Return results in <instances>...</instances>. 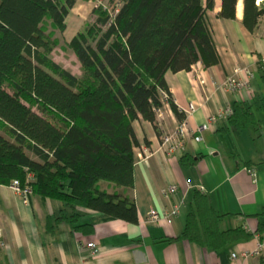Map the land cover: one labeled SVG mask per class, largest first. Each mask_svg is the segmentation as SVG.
I'll return each instance as SVG.
<instances>
[{
    "label": "trees",
    "instance_id": "1",
    "mask_svg": "<svg viewBox=\"0 0 264 264\" xmlns=\"http://www.w3.org/2000/svg\"><path fill=\"white\" fill-rule=\"evenodd\" d=\"M75 1L0 0V122L9 134L0 132V184L17 180L33 194L59 200L64 210L58 219H67L74 231L90 232L93 225L78 223L75 208L138 220L130 197L102 191L97 183L132 188V149L138 145L132 122L140 115L156 127L160 90L182 120L164 74L188 70L197 61L217 65L219 56L205 17L213 0H118L112 13L94 7L93 21L70 39L83 73L78 78L43 53L57 44L52 31L65 29ZM237 2L221 0L218 16L234 18ZM242 8V24L252 32L264 14V0H242ZM227 118L244 127L253 114L235 104ZM65 208L72 210L69 216ZM222 216L195 190L181 235L168 240L183 238L217 250L250 236L241 227L220 230Z\"/></svg>",
    "mask_w": 264,
    "mask_h": 264
},
{
    "label": "crops",
    "instance_id": "2",
    "mask_svg": "<svg viewBox=\"0 0 264 264\" xmlns=\"http://www.w3.org/2000/svg\"><path fill=\"white\" fill-rule=\"evenodd\" d=\"M95 1L76 0L62 32L74 29L67 19L77 4ZM220 8L221 0H213L212 9L205 13L219 63L204 67L197 61L188 70L164 74L171 99L192 130L184 151L172 155L157 152L140 159L144 147L157 148L160 136L180 122L169 102H162L164 120L156 127L140 115L132 122L138 141L132 149V188L103 180L97 183L102 191L130 197L136 206L137 222L77 207L78 223L93 226L90 232L74 231L67 219H58L64 210L59 200L32 194L24 203L10 185L0 184V226L6 244L0 250V264H263L264 250L245 259L240 254L257 249L261 239L254 234L264 225V14L250 32L242 24V0L236 4L234 18H220ZM87 23L82 29L76 28L71 38ZM235 66L253 72L248 89L228 91L220 87ZM190 103L195 110L186 115L184 110ZM235 104L253 114V120L244 127L218 116ZM210 116L216 120L209 122ZM203 124L207 128L199 132ZM193 136L202 139L195 141ZM183 157L194 162L183 165ZM31 158L37 160L34 154ZM169 184H176L177 190L164 197L161 191ZM200 189L223 215L218 222L220 230L241 227L250 236L217 250L183 238L168 240L181 235L192 195ZM172 205H178L179 210L170 222L149 219V210L162 213ZM71 213L65 208L67 216ZM78 240L95 243L96 252L92 255L88 249L78 248Z\"/></svg>",
    "mask_w": 264,
    "mask_h": 264
},
{
    "label": "built area",
    "instance_id": "3",
    "mask_svg": "<svg viewBox=\"0 0 264 264\" xmlns=\"http://www.w3.org/2000/svg\"><path fill=\"white\" fill-rule=\"evenodd\" d=\"M257 1V0H256ZM262 68L264 70V60L262 61ZM254 76L253 72L250 71L246 67L235 66L232 70V73L228 75L221 83L220 87L224 90L228 91H239L242 89L249 88V80L252 79ZM160 96L162 102H169V95L166 91L160 90ZM195 105L190 103L188 107L184 110L186 115H190L194 112ZM231 113L230 109H225L219 112L218 116L227 117ZM164 120V113L162 111V106L155 109V122L156 124H160ZM216 120L215 116H210L208 118L209 122H214ZM207 128V124H203L198 128V131L201 132L203 129ZM192 136V130L190 129L186 118L180 120L172 130L162 134L159 139V144L155 149H148L143 148L142 156L140 159L146 160L152 157L155 153L160 152L164 155H172L176 154L177 152L184 151L185 147V140L186 138ZM195 141H200L202 138L201 136H193ZM252 176H254V172L249 170ZM10 187L21 197L24 203H28L29 198L32 196L33 192L29 185L21 186L17 180H13L10 184ZM177 185L176 184H169L162 189V195L164 197H168L176 192ZM201 190V189H200ZM179 206L172 205L167 211L159 213L155 210L151 209L148 212V217L151 221H159L160 219L166 220L170 222L172 217L178 213ZM257 239H261L258 242L257 249L252 252L242 251L240 256L242 258H248L252 254H258L260 251L264 250V229L254 234ZM6 246L3 238L2 228L0 226V250ZM78 248H86L90 251V254H94L97 250L96 244L93 242H83L82 240L77 241ZM232 257H235V253L231 254ZM89 264V263H84ZM264 264V261H263Z\"/></svg>",
    "mask_w": 264,
    "mask_h": 264
},
{
    "label": "rangeland",
    "instance_id": "4",
    "mask_svg": "<svg viewBox=\"0 0 264 264\" xmlns=\"http://www.w3.org/2000/svg\"><path fill=\"white\" fill-rule=\"evenodd\" d=\"M96 3H88L86 4H82L81 6H77L75 7V9L73 10V12H71V14L69 15L67 21L69 22V26H74V29L68 31V32H60V31H52V36L55 37L57 39V44L52 48L51 51H45L43 53H45L50 62H55L56 64H58L62 69H65L67 71H69L71 74H73L74 76L78 77V78H83V73L80 67V64L78 62V60L76 59V56L74 54L73 49L71 48V46L68 44L70 39H71V35L72 33L75 32L76 28H83L84 23L86 22H91L94 19V15L91 12V9L93 7H97L98 5H103L104 7H106L107 9H109V11L112 13L113 8H116V4L118 3V0H97L95 1ZM114 5V6H113ZM46 25V30L47 31H51L52 28L49 24H47V22H45ZM45 27V26H44ZM47 69L54 72V70L51 68L50 65L47 66ZM30 103V102H29ZM34 106V105H33ZM33 110L38 111L36 109V107H33ZM0 132L4 135L8 137V132L6 130L5 124L0 122ZM26 153L28 155H30V157H33V153L30 152L29 150H26Z\"/></svg>",
    "mask_w": 264,
    "mask_h": 264
},
{
    "label": "bare ground",
    "instance_id": "5",
    "mask_svg": "<svg viewBox=\"0 0 264 264\" xmlns=\"http://www.w3.org/2000/svg\"><path fill=\"white\" fill-rule=\"evenodd\" d=\"M257 1H259V0H257Z\"/></svg>",
    "mask_w": 264,
    "mask_h": 264
}]
</instances>
